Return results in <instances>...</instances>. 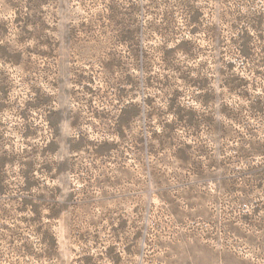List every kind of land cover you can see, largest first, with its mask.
Listing matches in <instances>:
<instances>
[{
    "label": "rangeland",
    "instance_id": "374dc122",
    "mask_svg": "<svg viewBox=\"0 0 264 264\" xmlns=\"http://www.w3.org/2000/svg\"><path fill=\"white\" fill-rule=\"evenodd\" d=\"M0 264H264V0H0Z\"/></svg>",
    "mask_w": 264,
    "mask_h": 264
}]
</instances>
